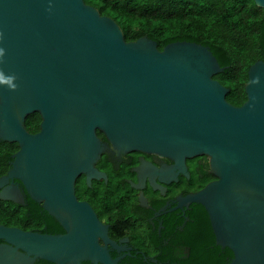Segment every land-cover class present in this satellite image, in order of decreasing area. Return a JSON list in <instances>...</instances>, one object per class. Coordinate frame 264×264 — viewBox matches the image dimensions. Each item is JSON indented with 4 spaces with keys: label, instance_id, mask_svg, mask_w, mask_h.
Listing matches in <instances>:
<instances>
[{
    "label": "water",
    "instance_id": "water-1",
    "mask_svg": "<svg viewBox=\"0 0 264 264\" xmlns=\"http://www.w3.org/2000/svg\"><path fill=\"white\" fill-rule=\"evenodd\" d=\"M0 48V71L17 85H0V140L20 146L0 188L20 179L68 229L0 223V238L59 264L103 251V223L74 185L81 171L97 174L100 129L120 149L162 152L182 165L209 155L217 178L182 202L206 207L216 242L234 253L229 264H264L263 58L251 64L247 99L237 105L214 76L226 67L209 45L127 40L114 17L85 0H0ZM34 111L42 120L31 132L25 121Z\"/></svg>",
    "mask_w": 264,
    "mask_h": 264
},
{
    "label": "flooded vegetation",
    "instance_id": "flooded-vegetation-1",
    "mask_svg": "<svg viewBox=\"0 0 264 264\" xmlns=\"http://www.w3.org/2000/svg\"><path fill=\"white\" fill-rule=\"evenodd\" d=\"M98 134L97 174L81 171L74 185L77 197L91 203L103 223L98 233L103 251L80 264H209L214 252L226 256V246L213 245L206 237L203 242L198 240V203L182 202L183 196L217 178L209 155L187 156L182 165L180 159L162 152L120 149L102 130L98 129ZM3 188L9 197L0 196V200L17 212L2 214L1 224L42 234L68 232L20 179L10 178ZM0 247V264H59L4 238H0Z\"/></svg>",
    "mask_w": 264,
    "mask_h": 264
},
{
    "label": "trees",
    "instance_id": "trees-1",
    "mask_svg": "<svg viewBox=\"0 0 264 264\" xmlns=\"http://www.w3.org/2000/svg\"><path fill=\"white\" fill-rule=\"evenodd\" d=\"M101 13L114 17L127 40L148 35L159 48L175 40H192L209 45L221 65L226 68L214 76L230 87L227 99L240 105L247 99L245 84L249 68L257 59H264V8L255 0H85ZM41 113L27 115L25 124L31 132L40 129ZM17 141L0 140V175L11 166ZM198 203V202H197ZM196 228L198 240L205 237L215 245V233L209 213L198 203ZM17 208L4 206L2 214H16ZM221 247H218L220 250ZM226 256L214 254L209 264H229L233 251L226 246Z\"/></svg>",
    "mask_w": 264,
    "mask_h": 264
},
{
    "label": "clouds",
    "instance_id": "clouds-1",
    "mask_svg": "<svg viewBox=\"0 0 264 264\" xmlns=\"http://www.w3.org/2000/svg\"><path fill=\"white\" fill-rule=\"evenodd\" d=\"M4 49L0 48V58L4 56ZM16 77L14 75H5L0 71V85H7L10 89L15 90L17 85L14 83Z\"/></svg>",
    "mask_w": 264,
    "mask_h": 264
},
{
    "label": "bare ground",
    "instance_id": "bare-ground-1",
    "mask_svg": "<svg viewBox=\"0 0 264 264\" xmlns=\"http://www.w3.org/2000/svg\"><path fill=\"white\" fill-rule=\"evenodd\" d=\"M95 181V180H94ZM86 183V182H85ZM90 183V182H89ZM92 183V182H91ZM95 185V184H94Z\"/></svg>",
    "mask_w": 264,
    "mask_h": 264
}]
</instances>
